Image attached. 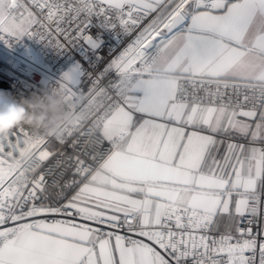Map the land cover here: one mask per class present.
<instances>
[{"label":"snow or ice","instance_id":"snow-or-ice-1","mask_svg":"<svg viewBox=\"0 0 264 264\" xmlns=\"http://www.w3.org/2000/svg\"><path fill=\"white\" fill-rule=\"evenodd\" d=\"M24 36L80 59L0 137V264H264V0H0Z\"/></svg>","mask_w":264,"mask_h":264},{"label":"built area","instance_id":"built-area-1","mask_svg":"<svg viewBox=\"0 0 264 264\" xmlns=\"http://www.w3.org/2000/svg\"><path fill=\"white\" fill-rule=\"evenodd\" d=\"M102 54L108 58L107 49ZM79 59L77 50H58L38 37L0 39V94L19 100L34 93L46 99L57 93L56 82Z\"/></svg>","mask_w":264,"mask_h":264},{"label":"clouds","instance_id":"clouds-1","mask_svg":"<svg viewBox=\"0 0 264 264\" xmlns=\"http://www.w3.org/2000/svg\"><path fill=\"white\" fill-rule=\"evenodd\" d=\"M68 118L57 93L49 94L46 99L33 93L19 100L10 94H0V137L18 127L54 135L59 124Z\"/></svg>","mask_w":264,"mask_h":264}]
</instances>
